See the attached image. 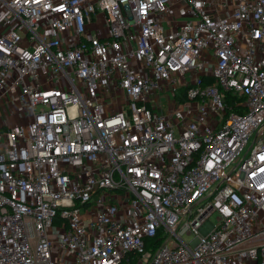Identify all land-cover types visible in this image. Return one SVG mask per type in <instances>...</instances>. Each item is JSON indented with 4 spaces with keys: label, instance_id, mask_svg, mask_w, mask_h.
I'll return each instance as SVG.
<instances>
[{
    "label": "built area",
    "instance_id": "2783aa9c",
    "mask_svg": "<svg viewBox=\"0 0 264 264\" xmlns=\"http://www.w3.org/2000/svg\"><path fill=\"white\" fill-rule=\"evenodd\" d=\"M0 103V264H264V0H0Z\"/></svg>",
    "mask_w": 264,
    "mask_h": 264
},
{
    "label": "crops",
    "instance_id": "0c3cea01",
    "mask_svg": "<svg viewBox=\"0 0 264 264\" xmlns=\"http://www.w3.org/2000/svg\"><path fill=\"white\" fill-rule=\"evenodd\" d=\"M27 111L24 107L18 106L14 107L11 111L10 106H2L0 103V127L4 124H11L19 121H24L27 119Z\"/></svg>",
    "mask_w": 264,
    "mask_h": 264
},
{
    "label": "trees",
    "instance_id": "16d2710c",
    "mask_svg": "<svg viewBox=\"0 0 264 264\" xmlns=\"http://www.w3.org/2000/svg\"><path fill=\"white\" fill-rule=\"evenodd\" d=\"M208 83H212L213 82V78H208L207 80ZM223 95H224V100L227 104H230L233 102V99H234V96L231 95L230 92H223Z\"/></svg>",
    "mask_w": 264,
    "mask_h": 264
},
{
    "label": "rangeland",
    "instance_id": "374dc122",
    "mask_svg": "<svg viewBox=\"0 0 264 264\" xmlns=\"http://www.w3.org/2000/svg\"><path fill=\"white\" fill-rule=\"evenodd\" d=\"M251 140H252V137L250 138V142H251ZM250 142H249V143H250ZM210 220H211L213 223H216V214H215V213H213V214L210 216ZM183 237H184V239H186V240H190L191 238H193L192 235H184Z\"/></svg>",
    "mask_w": 264,
    "mask_h": 264
}]
</instances>
